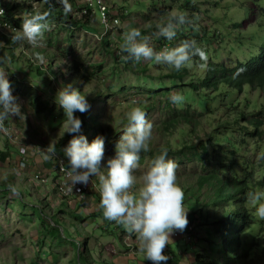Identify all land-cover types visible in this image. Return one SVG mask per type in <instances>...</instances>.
<instances>
[{
	"label": "rangeland",
	"instance_id": "1",
	"mask_svg": "<svg viewBox=\"0 0 264 264\" xmlns=\"http://www.w3.org/2000/svg\"><path fill=\"white\" fill-rule=\"evenodd\" d=\"M0 1L8 3V1L11 0ZM12 1L24 2L26 4L29 1L36 12L44 11L42 3L37 0ZM182 1L183 0H103L106 7L109 8L110 13L119 14L121 12L120 9L118 10L119 6H122L126 12H129L126 15L120 16L119 24L122 30L118 32L117 29L111 35L115 41L114 48L118 46L121 49L124 32L132 28L144 30L153 25L157 27V25H161L163 22L167 23L169 17L173 13L180 12L178 5H180ZM196 1L198 5H194L195 7H199V11H196L195 8L186 10V13L193 21L192 27H189L188 32L191 31L194 33L196 30L200 31L202 27L208 29L209 27H213L214 18L216 20L222 19L217 25L220 29V34L217 35L215 32L214 37V35L212 36V32H210V35L206 37L207 43L199 46L204 51L212 53L207 54L208 56L211 55L208 60L213 62L220 61L229 65L232 60H244L247 59L249 55L255 54L259 38V33L255 26L258 22H264V19L257 16L260 9L264 8V0H216L222 5L220 12L217 8L211 6V0ZM64 2V6L70 9L68 12L72 18L84 20L81 14V9L84 4L82 0H75L74 4L72 2L70 6L67 3L70 2V0H64ZM254 3L256 4L254 5ZM248 6H251L253 9L252 17V11L249 13L250 17L246 16V9ZM156 8L160 11L156 10ZM225 8L227 9L226 11H224ZM93 10L95 17L90 21V23L93 22V25H90V27L100 29L98 25V13L95 6H93ZM191 10L193 14H191ZM13 12L22 15V11L18 9V7H16ZM140 14H145L147 17L143 18ZM8 15H10V13ZM230 15H232L233 18L232 21L234 23H240V26H236L233 29V27L230 26L233 22L230 21L228 24L221 23V21L225 22V20H229ZM27 16L22 17L25 18ZM50 23L53 27L47 32H51V35L56 36L58 40L53 42L51 46H48L46 40L50 34L46 35L47 32L45 33L46 46L41 48L44 50L43 52L45 54L43 63L33 58L32 49H28L24 45H17V47L13 49L15 53L14 59H11L10 54H8L6 50L0 49V67L5 68L9 72L8 77L19 79L23 85L28 87H26L27 89L32 88L31 90L25 89V91L21 93L13 94L18 98L21 113L24 118L23 116L9 117L10 123L12 122L11 126L9 127L8 118L7 122L5 121L4 123V127L7 131L2 130V133H0V152H8L3 159L0 157V264H141L140 261H144L145 259L143 254L139 251V242L137 238H131L127 233L121 232L120 229L117 228L116 223H109L106 225L101 217H98L96 221L89 216V214L96 212L99 207L100 199H98V197H100V193L98 190V176H93L92 179L90 178V190L87 189L88 185L85 186L84 193L80 196V198L83 199L82 204H76L75 199H73L74 197L66 198L65 201L57 193L52 192L53 185L51 180L55 175L53 168H50L51 165H53L52 163H57L59 165L60 161H66L67 164V157L64 156L63 150L67 147L73 135H83L87 138V141L91 143L92 140H90V138L93 136L91 135L92 129L82 124L79 133H63L65 117L62 118L52 115L47 118L44 113H36L33 108L30 109L29 102L35 94H39L42 101H44V98L49 100L48 105L53 108L52 113H57L60 108L55 101L51 98H47L50 96L49 94L51 92L46 95L43 91L38 90V87L47 90L48 88L55 87V77L51 76V74L46 77H44L43 74L40 76H33L32 71L34 70L30 68V63L31 61H38L42 66L47 64V66L52 65L53 68H57L58 70H65L67 65L70 64L69 62L71 59L75 57L84 59V62L89 66L88 70H94L95 65L101 64L102 68L96 71L97 75L94 79L89 81L85 80L83 83L77 81L74 85L75 88H79L78 90L86 96L94 98L89 104L90 108L87 112L96 113L97 120L102 122V126L106 128L111 125L110 120H108L110 117L115 115L126 116V113L134 106L133 102L141 106L146 104L148 107V102L154 101L156 102V106L153 107L149 113H146L147 119L153 124V130L155 129V121L158 119L157 116L159 111L163 109L162 103L169 99L173 92H180V89L173 86L175 84L179 85V83H187L189 79L197 80L205 74L206 68H201L199 66L200 61L199 58L196 57L198 59L197 62L193 63L192 66L188 68L190 69L188 73L190 76L184 77L183 80L178 83V80L165 76L170 72V69L168 70L165 67L166 65H156L154 62L143 60L140 62H136L133 59L126 60L123 56L122 58L120 56L121 60H116L115 62V59L109 56L104 50L103 41H99V38H96L94 34L89 32L81 33L77 29H75L76 31L72 34L70 31L62 32L63 30H61L60 27L57 28L58 23ZM193 26L196 29L193 28ZM153 31L155 34H150L146 31L143 36L150 37L149 44L154 48V35H157L158 30L153 29ZM1 32L5 33L7 36L9 35L8 32ZM226 32H228V34H226ZM238 32L241 34L239 35ZM221 33H223L224 36L221 35ZM118 35L117 41L120 40V42L116 41V36ZM65 38L71 39V42L68 44L65 43ZM210 39L213 40L210 41ZM239 40H241V44L238 42ZM181 42L182 40L176 37V39L171 41L172 44L168 43V46L165 48L178 46ZM229 48H231V50ZM40 51L39 48V53ZM222 51H225L223 52L224 54H222ZM251 51L254 52L250 54L249 52ZM64 55H66V57ZM49 59L51 61L50 64L47 63ZM67 74L69 73L67 72ZM137 87H142V89H138ZM150 89H153L155 93H152L154 94L153 96L147 97V91H150ZM109 91H114V94L109 95ZM161 91H166V94H162ZM223 91H228V89L224 87ZM255 91L257 92V90L251 89H244L240 92L234 91L231 95L228 94L225 100L231 98L234 107L244 108L245 112H253L259 108H264V91L262 92L259 90L257 93ZM101 92L106 94L102 95L100 94ZM117 93H119V95H117ZM138 93L145 94L141 96L138 95ZM236 99H239V101H236ZM193 103V108L202 113L203 118L201 117V119L203 124L201 125H203L206 130H209L211 127L207 122L204 123L207 118L208 121L212 119V121L215 122L217 117L221 114H226L227 117L228 115H236L233 107L225 108L224 105L221 106L220 101H216L213 107H222V110H219L211 116L210 114L208 116L205 114L207 110L204 109L202 104L196 101ZM245 103L247 104L246 106ZM104 116L107 119H105ZM105 128H102L99 135L103 138L104 130H106ZM232 130L235 135V140L232 139V141L239 142L241 138H244L248 143H256L261 150L264 149V136L262 138L256 136L249 137L244 134L245 132L239 130V126L232 127ZM241 133L243 135H240ZM5 134H7V136H5ZM153 134V142L151 140L149 144H152L154 147L162 145V141L155 136V133ZM113 138L114 140L112 143L115 147L119 141V137L116 138V136H114ZM248 143L245 144L246 146L242 148L239 154L244 153L246 158L253 157V159H261L260 154L252 153L253 150L248 147ZM49 144H55L56 146V160L43 159L42 150L47 148ZM17 151H20L24 155V159L17 160ZM113 155V150L104 146V159L101 162L102 168H107V160L114 157ZM20 161L24 162V164L21 165ZM150 165L151 162H149L148 159H143V164H139L134 174L139 177ZM104 169H101V171H106ZM180 169L181 166H179L177 171ZM60 171L58 170L57 173L58 178L56 179L54 177L53 183L55 184L64 181L60 177ZM199 171L200 168L196 166V164H192L188 171L187 178L194 180V175ZM68 182L69 181L66 180V184H68ZM10 184L16 186L20 190V197L13 196L8 190V185ZM72 193H75V189ZM206 196L208 198V195ZM200 198L204 199L203 195L201 196L200 194ZM196 204L197 203H192L191 201H184V207L188 209L187 215L190 210L194 209ZM226 207L227 204H225V206L209 205L207 207L209 211L207 214L208 216H213L211 213L218 215L219 211L221 209L224 210ZM59 209H64L65 213L60 212ZM72 211L81 215L82 220L76 222L75 226L80 229L79 233H84L85 236L88 237L85 241L86 245L84 248H82L79 243L81 258H86L82 261L77 258V251L75 248L70 244L60 243L64 236L66 239H70L69 235L73 233L74 221L70 214ZM38 212L40 215H35ZM38 216H44V221L48 223L49 221L50 223L56 221L59 225V231L55 233V235L49 234V236L44 229L40 228L37 219ZM208 219L210 222L207 225H198L196 229H194L195 235L191 237L193 242L188 243L179 239L170 244L172 255L170 261H167L166 264H189V256H191L194 251H198V253L201 252L202 248H204L208 254L209 247L213 246V237V251L215 254H218L220 247V225L216 223L214 230H212V218L210 217ZM121 228L124 229L122 226ZM79 229H76V231ZM203 230L205 234L202 233ZM191 235H193V233ZM80 237L81 235L75 236L76 241H79ZM172 240L173 238L170 239V241ZM40 241L42 242L40 243ZM58 242L60 243L59 245ZM38 253H40V256H38ZM136 256L138 258L142 256L140 261L136 260Z\"/></svg>",
	"mask_w": 264,
	"mask_h": 264
},
{
	"label": "trees",
	"instance_id": "2",
	"mask_svg": "<svg viewBox=\"0 0 264 264\" xmlns=\"http://www.w3.org/2000/svg\"><path fill=\"white\" fill-rule=\"evenodd\" d=\"M37 1L42 3L44 10H48L49 8L52 9V14L49 20L50 22H55L56 24L58 23L57 28L60 27L61 30H63L62 32L70 31L72 34L76 31L75 29H77L81 33H92L94 36H96V38H99V41H103L104 50L109 56L115 59H113L115 62L116 60H121L122 56L125 57L126 53L121 52V49L118 46L114 48L115 41L111 37L112 34L109 32L102 34V28L96 29L95 27H90V25H93V23H90V19L87 18V15L83 16L84 20L82 21L81 19L72 18L69 12L66 13L64 0H47V3L45 0ZM74 1L75 0H70V2L67 3L70 6L72 5V2L74 4ZM218 1L211 0V6L217 8L220 12L222 5L221 3H218ZM194 4L198 5L196 0H183L181 4L178 5V8L180 9V12H186V10L193 8H195L196 11H199V7H195ZM255 4L256 3H254V5ZM0 6L4 7L6 10V14L2 16L1 20L6 21L10 29H12L11 31H16L21 28V23L24 19L22 16H27L36 12L32 8V5L29 3V1L27 4L17 1H8V3L0 1ZM16 7L22 11V15H18L13 12ZM226 8L224 11L227 10ZM119 9L121 10L119 14L112 13L114 17L116 16L120 19L121 15H126L129 13L128 11L126 12L122 6H119L118 10ZM156 10L160 11L158 8H156ZM250 11H252V17L253 9L251 6H248L246 9L247 17H250ZM9 13L10 15H8ZM109 14L111 15V13ZM191 14H193L192 10ZM140 16H143V18L147 17L145 14H140ZM257 16L264 19V8L260 9ZM189 18L191 19V17ZM220 20L222 19L216 20L214 18L213 27H209L208 29L202 27L200 31L196 30L194 33L191 31L188 32V29L190 26L192 27V24H186L178 29L177 37L182 41L195 40L196 46H202L207 43L206 37L207 35H210V32H212V36L215 32L217 35L220 34V29L217 26ZM232 20V15H230L229 20H225V22L221 21V23L228 24L230 21L233 22ZM163 24H166V22H163ZM230 26L234 29L236 26H240V23L233 22ZM112 27H114V29L117 28L118 31L122 30L119 24L112 25ZM193 28L195 27L193 26ZM255 28L259 33L257 50L254 55H249L247 59L232 60L229 65H226L220 61L213 62L208 60L206 71L203 76L197 80L189 79V82L187 81V83L183 84H180L179 82L182 81L184 77L190 76L188 75L190 71V69H188L189 67H185L180 71H176L175 69L170 68V66H165L168 70L170 69V72L165 76L178 80L179 85L175 84L173 87L180 89L179 93L184 96V102L179 105H174L169 99H167L164 101L165 104L162 103L163 109L159 111L157 116L158 119L155 121V129L153 130L155 136L162 141V145L154 147L152 144H149L150 150L147 152H141L140 154L139 164H143V159L145 158L148 159L149 162H152L155 156L158 155L162 149L166 148L168 150L169 158L175 160L177 164L181 166V169L177 171V182L185 193V201H191L192 203L194 202L197 204L193 210L188 212L187 215L188 224L192 225V229L189 232L186 227V229L181 232L183 236L180 240L183 238L184 242H193L191 237L195 235L194 229H196L198 225H207L210 222L208 219L210 217L212 218V230H214L216 223H219L220 225V247L218 254H215L213 251V237V246L209 247L208 254L204 248H202L201 252L199 253L198 251H194L193 254L189 256V264H264V220L257 218L255 214V205L247 198L249 192L264 191V149L261 150L256 143H248L244 138H241L239 142L232 141V139L235 140V135L233 134L232 130V127L235 126H239V130L241 132H245L244 134L248 135L249 137L256 136L258 138H262L264 136V108H259L253 112H245L244 108L241 109L240 107H234L231 98L225 100V97L228 94L231 95L234 91L240 92L244 89H257L262 91V89H264V22H258ZM153 29L156 30L157 27L153 25L147 29L138 30H140L143 36L146 31L150 34H153ZM3 30L8 29L5 28ZM5 32L7 33V31ZM226 34H228V32H226ZM238 34L240 35L241 33L238 32ZM46 35H49L48 39L46 40L48 46H51L53 42L58 40L56 36L51 35V32H47ZM221 35H223V33H221ZM118 37L119 35L116 36V41ZM10 38L11 37L1 32L0 49L6 50V52L10 54L11 59H14L15 53L13 49L16 48L17 45L11 44ZM213 39H210V41ZM64 41L68 44L71 42V39L65 38ZM117 42H120V40ZM238 42L240 44L242 43L241 40ZM168 43L172 44L171 41H168L163 37H159L158 35H154L155 51H162V48L167 47ZM22 45L26 46L28 49L31 48L33 58L36 59V54L39 53V48H33L26 42H24ZM40 50L41 51L39 54L44 57V50L41 48ZM205 52L206 54H212L209 51ZM253 52L254 51H251L249 53L251 54ZM64 56L66 57V55ZM207 57L209 58L211 55H207ZM197 58H193V63L197 62ZM38 61H31L30 63V68L34 70L32 71L33 76H40L43 74V76L46 77L50 76L51 74V76L55 77V87L48 88V90L38 87V90L43 91L46 95L51 92L49 94L50 96L47 98H51L53 101H55V96L59 88L61 89L70 83L74 87L77 81L83 83L85 80L89 81L94 79L97 75L96 71L102 68L101 64H98L95 65L94 70H88L89 66L84 62V59H78L75 57L71 59L69 62L70 64L67 65L65 70H58L57 68H53L52 65L47 66V64L42 66L40 63H38ZM47 63H51L50 59ZM67 72L69 74H67ZM7 78L11 84L13 94L21 93L28 88L26 85H23L19 79L14 77ZM224 87L228 89V91H223ZM137 88L142 89V87ZM31 89L32 88H29L27 90ZM109 92V95L114 94V91ZM152 93H155L153 89L147 91V97L153 96L154 94ZM161 93L165 95L166 91H161ZM100 94L103 95L106 93L101 92ZM144 94L145 93H138V95L141 96H144ZM117 95H119V93H117ZM86 100L90 104L94 98L86 96ZM48 101L49 100L45 98L44 101H42L39 94H35V96L29 102V107L30 109L33 108L36 113H44L47 118L52 115L64 118L65 114L63 109L59 108L57 113H52L53 108L48 105ZM195 101L203 105L204 109L207 110L205 113L207 116L209 114L211 116L219 110H222V107H213V104L216 103V101H220L221 106L224 105L225 108L233 107L236 115H228L227 117L226 114H221L217 117L215 122H213L212 119L208 121L207 118L205 119L204 123L207 122L209 125H211V127L209 130H206L203 125H201L203 124L201 119L202 113L193 108V102ZM236 101H239V99H236ZM148 104V107L146 104L139 106L146 113H149L150 110L156 106V102L150 101ZM246 105L247 104L245 103V106ZM74 115L80 118L84 126L87 125L88 128L92 129L91 135L94 137L92 136L90 140H93L99 136L102 128H105L102 126L103 123L97 120L96 113L93 114L90 112H85L82 114L80 112H75ZM108 120H110L111 125L110 127H106V130H104V146L106 148H111L114 153L113 156H115V147L112 143L114 140L113 137L116 136V138L119 137L118 139H120V136L123 134V129L127 126V119L126 116L115 115L110 117ZM11 123L9 118V127L11 126ZM0 133H2V130H0ZM240 135L243 134L241 133ZM5 136H7V134H5ZM153 136L154 134L152 135V138ZM151 140L153 142V139ZM247 143L248 147L253 150V152H250L260 154L261 159H253V157L246 158L244 153L239 154ZM7 154V151H1L0 157L3 159ZM23 158L24 155L20 151H17V160ZM52 164L53 165H51L50 168H53L55 171V175L51 180L53 185L52 192L57 193L65 201L66 198L74 197L73 199H75L76 204H82L83 199L80 198L82 193L74 194L71 192L68 195H60L58 193L57 185L53 183L54 179L58 178V164ZM192 164H196V166L200 168V171L194 175V180L187 178L189 173L188 171ZM63 166L65 168L67 167L66 161H64ZM90 183L91 182L89 181L87 188L88 190H90ZM200 194L201 196L203 195L204 199L200 198ZM206 195H208V198ZM98 199H100V197H98ZM225 204H227V207L224 210L221 209L218 215L211 213L214 217L212 215L208 216L207 213L209 211L207 207L209 205L225 206ZM59 211L65 213L64 209H59ZM70 214L74 221L73 233L69 235L70 239H66L64 236L60 243L70 244L73 248H75L77 251V258L82 261L86 258H81L79 246L81 245L82 248H84L86 245L85 241L88 237L85 236L84 233H79L80 229L75 226L76 222L82 220L81 215L74 211L70 212ZM35 215H40V213L38 212ZM89 216H91V219L94 218L93 220L101 217L106 225L109 223L114 224V222L107 221L103 218L102 210L99 207L96 212L89 214ZM43 218L44 216H38L37 218L40 228L44 229L48 235H55V233L59 231L58 223L56 221H52L51 223L49 221L48 223L44 221ZM117 228H119L121 232L127 233L129 237L134 239L136 238L134 234H129L127 231L122 229L120 225H117ZM76 229L79 230L76 231ZM177 232L180 233V231H175L170 236V239L173 238V240L169 241L168 246H166L164 250V254L169 257L168 261H170L172 255V252L170 251V244L172 242L178 241L177 237L175 236V233ZM192 233L193 235H191ZM202 233L205 234V231L203 230ZM77 235H81L79 241H76L75 239V236ZM41 242L42 241H40V243ZM60 243L58 242V245ZM38 256H40V253H38ZM141 257L142 256L138 258L136 256V260L140 261ZM140 263L152 264V262L148 260L140 261Z\"/></svg>",
	"mask_w": 264,
	"mask_h": 264
},
{
	"label": "clouds",
	"instance_id": "3",
	"mask_svg": "<svg viewBox=\"0 0 264 264\" xmlns=\"http://www.w3.org/2000/svg\"><path fill=\"white\" fill-rule=\"evenodd\" d=\"M45 2L47 3V0ZM107 9L109 11V8ZM68 11L70 9L65 6V12ZM92 12L94 13L93 9ZM109 13V17L117 18L119 24V18ZM51 14V8L37 11L23 19L20 30L3 31L9 33L13 45H22L26 42L33 48L45 47V33L52 27L49 20ZM3 15L4 10L0 8V16ZM192 23L186 12L173 13L166 24L157 25V35L172 41L176 39L180 27ZM98 25L101 29L99 18ZM108 27L109 25L105 23V28ZM116 30L117 28L113 27L106 32L113 34ZM104 33L102 28V34ZM149 39L148 36H142L140 30L136 28L124 32L121 52L126 53L125 59H133L136 62L150 61L180 71L185 67H191L193 58L199 57V66L207 67V54L196 46L194 40H184L178 46L163 47L162 51L157 52L150 46ZM36 59L41 63L44 61V57L39 53L36 54ZM8 74L5 68L0 67V130L3 131H7L4 123L9 117L23 116L18 98L12 93ZM169 100L174 105H179L184 102V96L179 92H173ZM55 102L65 114L63 133H79L82 121L74 113L83 114L89 110L86 95L70 83L57 91ZM133 103L134 106L126 113L127 126L115 146V156L107 160L106 169L101 167L104 159L102 136H97L89 143L85 136L73 135L63 150L64 156L67 157V167H63V161H60V164L68 177V192L74 189L79 192L80 189L76 185L87 186L90 178L98 176L99 208L102 210L103 218L122 226L129 234H134L139 242V251L145 260L151 261L152 264H166L169 257L164 254V250L169 244L170 236L175 231L183 232L188 224V209L184 207L185 193L177 182L179 165L169 158L166 148L155 156L150 167L139 177L134 174L139 167L141 152L150 150L153 124L147 119L146 112ZM42 156L44 160H56L55 144H49L43 149ZM8 190L13 196L21 195L20 190L14 185H8ZM247 198L255 205L257 218L264 220V191L249 192Z\"/></svg>",
	"mask_w": 264,
	"mask_h": 264
},
{
	"label": "built area",
	"instance_id": "4",
	"mask_svg": "<svg viewBox=\"0 0 264 264\" xmlns=\"http://www.w3.org/2000/svg\"><path fill=\"white\" fill-rule=\"evenodd\" d=\"M82 1L84 4H83L82 9H81V14L83 16L87 15V17L90 20H92L94 17V13L92 12V9H93V6H95L97 9V12H98L99 23H100L101 27L103 28L104 32L110 31L113 28L112 25L117 24V22H118L117 18H110L109 17L108 9L104 5L103 0H82ZM0 8H2L4 10V14H6V10L4 9V7L0 6ZM1 18H2V16H0V30H3L5 28L10 29V27L8 26L6 21L1 20ZM105 23H107L109 25V27L107 29L105 28ZM20 164L23 165L24 162L20 161ZM59 171H60V177L64 181L57 184V189L61 195H68L70 193L66 190V187H67L66 180H68V177L65 176V172L62 170L61 164H59ZM76 187L79 188L80 191L78 192L75 190V193L80 194V193L84 192L85 185L78 184V185H76ZM187 229L190 232L192 229V225H188Z\"/></svg>",
	"mask_w": 264,
	"mask_h": 264
},
{
	"label": "crops",
	"instance_id": "5",
	"mask_svg": "<svg viewBox=\"0 0 264 264\" xmlns=\"http://www.w3.org/2000/svg\"><path fill=\"white\" fill-rule=\"evenodd\" d=\"M175 236L177 237V240H179V239H181V237L183 236L182 234H181V232L180 233H175ZM182 240H183V238H182ZM184 241V240H183Z\"/></svg>",
	"mask_w": 264,
	"mask_h": 264
},
{
	"label": "bare ground",
	"instance_id": "6",
	"mask_svg": "<svg viewBox=\"0 0 264 264\" xmlns=\"http://www.w3.org/2000/svg\"><path fill=\"white\" fill-rule=\"evenodd\" d=\"M229 49L231 50V48H229ZM230 50H229V51H230ZM223 52H225V51H222V54H224ZM225 55H226V54H225ZM238 57H239V56H238ZM226 59H227V58H226ZM260 89H261V88H260ZM256 90H257V89H256ZM263 90H264V89H262V92H263ZM258 91H259V90H257V92H258ZM260 91H261V90H260ZM255 92H256V91H255ZM257 92H256V93H257ZM259 93H260V92H259ZM257 97H258V96H257ZM259 180H260V179H259Z\"/></svg>",
	"mask_w": 264,
	"mask_h": 264
}]
</instances>
